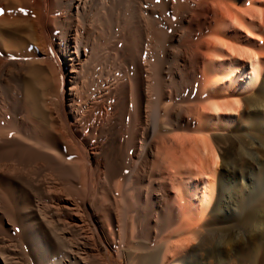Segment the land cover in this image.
Listing matches in <instances>:
<instances>
[{
  "label": "bare ground",
  "instance_id": "6f19581e",
  "mask_svg": "<svg viewBox=\"0 0 264 264\" xmlns=\"http://www.w3.org/2000/svg\"><path fill=\"white\" fill-rule=\"evenodd\" d=\"M264 0H0V264H264Z\"/></svg>",
  "mask_w": 264,
  "mask_h": 264
},
{
  "label": "rangeland",
  "instance_id": "374dc122",
  "mask_svg": "<svg viewBox=\"0 0 264 264\" xmlns=\"http://www.w3.org/2000/svg\"><path fill=\"white\" fill-rule=\"evenodd\" d=\"M263 154H264V151H263ZM263 217H264V207H263ZM264 219V218H263ZM124 264V263H123Z\"/></svg>",
  "mask_w": 264,
  "mask_h": 264
}]
</instances>
